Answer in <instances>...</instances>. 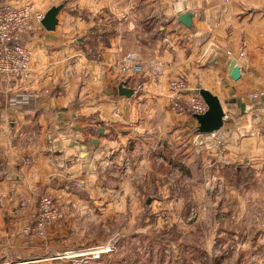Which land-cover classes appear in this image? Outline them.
<instances>
[{
    "label": "crops",
    "instance_id": "0c3cea01",
    "mask_svg": "<svg viewBox=\"0 0 264 264\" xmlns=\"http://www.w3.org/2000/svg\"><path fill=\"white\" fill-rule=\"evenodd\" d=\"M19 2L43 15L62 8L53 31L24 36L28 76L0 84V264H72L107 241L110 264H190L178 191L199 172L220 225L209 237L264 264V98L246 97L264 88V0ZM186 12L189 27L177 21ZM128 55L141 73L120 72ZM174 79L186 81L182 100L206 90L227 116L214 148L196 150L200 167L197 123L170 100ZM120 83L133 95L120 96ZM42 194L64 217L40 238Z\"/></svg>",
    "mask_w": 264,
    "mask_h": 264
},
{
    "label": "built area",
    "instance_id": "2783aa9c",
    "mask_svg": "<svg viewBox=\"0 0 264 264\" xmlns=\"http://www.w3.org/2000/svg\"><path fill=\"white\" fill-rule=\"evenodd\" d=\"M224 1L227 2L228 0ZM17 2L18 0H0V84L18 82L28 76L32 50L24 44L23 38L35 26L40 27V21L43 18V13L34 10L31 4ZM119 69L123 74H136L143 71L142 67L136 63V58L133 55L123 57ZM168 86L174 94L170 98L174 109L191 116L203 114L206 111V106L198 92L191 94L185 100L181 99L180 95L187 90L185 80H171ZM246 97L250 101L260 100L264 98V88L252 91ZM7 101L8 105L12 106L22 103V100L17 98H9ZM226 118L224 112L223 119ZM210 134L209 144L214 142L215 145L218 138L217 132ZM199 135L203 137L202 134ZM201 144L207 146L204 141H201ZM63 217V211L55 204L51 196L40 195L37 200L33 226L34 234L43 238L50 224L61 221ZM112 250L113 243H108L87 252L76 254L72 264H103V256Z\"/></svg>",
    "mask_w": 264,
    "mask_h": 264
},
{
    "label": "rangeland",
    "instance_id": "374dc122",
    "mask_svg": "<svg viewBox=\"0 0 264 264\" xmlns=\"http://www.w3.org/2000/svg\"><path fill=\"white\" fill-rule=\"evenodd\" d=\"M121 60H120V63H121ZM190 134H192V131H190ZM194 135L196 137L195 144L192 145V147H190V153L192 154L193 153L192 149H194L195 156L193 160L195 161H193L194 164L191 166V168H195V166H197L198 164H199V167L201 165L198 161L199 153H197L196 150L200 151L201 148L212 149L216 145V144L214 145V142L209 144L211 134H207V135L203 134L202 135L204 137L203 138V137H200V135L197 134L195 130ZM201 141H204L207 146L202 145ZM140 177L141 176L139 174L135 173L134 176L132 177V180L135 181V178L140 179ZM201 180H202L201 172L196 174L194 179H192V174L190 173V188H187V187L181 188L178 191V196H182L184 200V204L182 205V214L184 218V220L182 221H184V225H183L184 228L186 227V224L190 223V235L188 234L182 237V242L190 244V252L187 250L183 251L182 248H180L181 249L180 252L182 251L181 253L183 254L182 257L185 258L186 260L187 258L190 259V261H188L190 262V264H218V263L219 264H250L251 262L250 254L248 253L246 256V254L235 252L234 251L235 243L233 244L228 243V245L226 246L225 245L223 246L220 243V245L217 246L218 238L209 237L208 235L209 231L218 230L216 228H219L220 225L214 226L213 218L211 215V210L209 206L203 203L204 192L201 187L202 185ZM222 190H223L222 188H215V190L212 192V201H211L212 203L218 200ZM174 195L172 194L170 196L174 197ZM178 196H175V197H178ZM215 197L217 198L214 199ZM209 238L211 239L213 238L212 240V242L214 241L213 245H212V242H209ZM215 242L217 244H215ZM108 243H112V241L104 242L101 245L104 246V245H107ZM3 245L4 243L3 241H1V238H0V246H3ZM209 245L213 247H209ZM115 254H116V257H115L116 259L123 258L122 255L119 254V252H116ZM150 254L148 256H150ZM148 256H146V258H148ZM109 259L110 258L105 259V256H103V262H104L103 264H110ZM219 259H220V262H219ZM0 260H2V258H0ZM182 261L184 260L181 258L180 262Z\"/></svg>",
    "mask_w": 264,
    "mask_h": 264
},
{
    "label": "water",
    "instance_id": "95a60500",
    "mask_svg": "<svg viewBox=\"0 0 264 264\" xmlns=\"http://www.w3.org/2000/svg\"><path fill=\"white\" fill-rule=\"evenodd\" d=\"M62 5L51 6L43 15V18L40 21V26L47 32L53 31L57 26L58 20L57 15L61 10ZM192 14L186 12L180 15L177 18V21L180 22L183 26L189 27ZM118 94L129 98L133 95V90L125 88L123 83H120L117 87ZM198 94L203 100L206 111L203 114L192 115V118L196 121V133L197 134H210L218 132L223 126L224 111L219 99L209 93L206 90H199ZM244 105H240V110L243 112Z\"/></svg>",
    "mask_w": 264,
    "mask_h": 264
}]
</instances>
